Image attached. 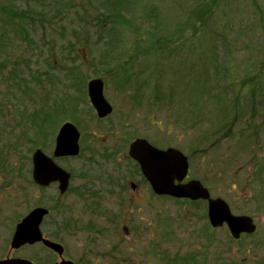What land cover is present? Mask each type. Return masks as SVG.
Returning <instances> with one entry per match:
<instances>
[{
  "label": "rangeland",
  "instance_id": "rangeland-1",
  "mask_svg": "<svg viewBox=\"0 0 264 264\" xmlns=\"http://www.w3.org/2000/svg\"><path fill=\"white\" fill-rule=\"evenodd\" d=\"M93 77L113 106L103 119ZM64 121L80 153L57 159L72 175L59 196L32 182L31 153L50 155ZM136 137L183 151L188 178L256 230L203 234L206 204L152 193L127 157ZM36 205L80 264H264V0H0V258L58 261L9 247Z\"/></svg>",
  "mask_w": 264,
  "mask_h": 264
},
{
  "label": "water",
  "instance_id": "water-1",
  "mask_svg": "<svg viewBox=\"0 0 264 264\" xmlns=\"http://www.w3.org/2000/svg\"><path fill=\"white\" fill-rule=\"evenodd\" d=\"M89 100L95 108L98 117H104L112 111L111 104L103 95V81L92 78L87 82ZM79 131L70 121L61 124L55 136L52 156L46 155L36 148L32 155V178L40 186L58 182L60 193H63L69 183L70 173L61 168L53 158L75 156L79 152ZM128 155L135 159L141 172L148 180L152 190L159 195H169L177 198L207 199V215L210 224L220 226L225 222L231 234L238 237L241 232H253L255 225L248 215H236L230 211L227 202L220 198H211L208 189L197 179L182 182L188 169L185 155L178 149L169 147L160 149L145 138H135L129 144ZM134 187V183L131 184ZM48 213L42 206L34 207L16 225L11 237L10 247L17 249L24 244L42 242L45 246L62 255L63 246L43 236L40 223ZM0 264H33L25 258L0 259ZM58 264H74L70 260L61 259Z\"/></svg>",
  "mask_w": 264,
  "mask_h": 264
},
{
  "label": "flooded vegetation",
  "instance_id": "flooded-vegetation-1",
  "mask_svg": "<svg viewBox=\"0 0 264 264\" xmlns=\"http://www.w3.org/2000/svg\"><path fill=\"white\" fill-rule=\"evenodd\" d=\"M205 203H206V202H205ZM207 221H208V220H207ZM208 223H209V222H208ZM224 227H226V226H224ZM226 228H227V227H226ZM212 229H216V227H213V226H211V225L209 224L207 228L203 229L202 233L204 234V233H206L207 231L212 230ZM245 235H247V234H241L239 238H241V237H243V236H245ZM53 254H54V252H53ZM68 259H70V258H68ZM70 260L74 261L75 264H80L79 262H77V261H75V260H73V259H70Z\"/></svg>",
  "mask_w": 264,
  "mask_h": 264
},
{
  "label": "trees",
  "instance_id": "trees-1",
  "mask_svg": "<svg viewBox=\"0 0 264 264\" xmlns=\"http://www.w3.org/2000/svg\"><path fill=\"white\" fill-rule=\"evenodd\" d=\"M9 14H12V11H10ZM66 99H68V98H66ZM136 168H138V167L136 166Z\"/></svg>",
  "mask_w": 264,
  "mask_h": 264
}]
</instances>
